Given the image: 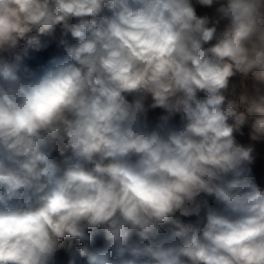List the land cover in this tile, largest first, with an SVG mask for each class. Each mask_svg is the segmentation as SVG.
<instances>
[{
	"label": "clouds",
	"instance_id": "obj_1",
	"mask_svg": "<svg viewBox=\"0 0 264 264\" xmlns=\"http://www.w3.org/2000/svg\"><path fill=\"white\" fill-rule=\"evenodd\" d=\"M214 2L0 0V53L64 51L0 60V264H53L66 237L68 264H264V191L235 136L250 121L264 139V97L226 95L237 73L264 81V0H197ZM177 213L203 227L165 234Z\"/></svg>",
	"mask_w": 264,
	"mask_h": 264
},
{
	"label": "rangeland",
	"instance_id": "obj_2",
	"mask_svg": "<svg viewBox=\"0 0 264 264\" xmlns=\"http://www.w3.org/2000/svg\"><path fill=\"white\" fill-rule=\"evenodd\" d=\"M215 40L206 44L205 47L211 46L214 44ZM203 94L201 93V96ZM228 98L234 99L240 103V111H246L249 104L255 100L259 101L261 97H264V81H258L254 76L249 75L244 77L240 73H237L230 78L229 88L226 93ZM151 103V98L149 97L146 101V104ZM168 115L163 109H150L148 112V119L154 124H160L161 116ZM180 123V115L173 114L169 117V125H178ZM252 127L251 122L249 121L244 126H242L240 132L235 133L237 142L243 147H251L253 149L254 163L251 165L253 174L256 179L258 187L264 191V139L253 140L251 138ZM198 199H206L209 204L213 207H217L215 201L211 196L202 194ZM180 219L181 223L177 224L174 221ZM194 227H203V220L201 217L190 216V217H180L179 213L173 218V221L162 225L165 234H170L175 231L180 232H190ZM89 235L92 237V242L96 247L106 248L107 242L103 239L102 234L99 230H88ZM82 242L73 240L70 237L63 239V247L59 248L54 256L53 264H68L69 260L75 258L79 261V246ZM71 245V247L69 246Z\"/></svg>",
	"mask_w": 264,
	"mask_h": 264
},
{
	"label": "crops",
	"instance_id": "obj_3",
	"mask_svg": "<svg viewBox=\"0 0 264 264\" xmlns=\"http://www.w3.org/2000/svg\"><path fill=\"white\" fill-rule=\"evenodd\" d=\"M192 4L198 16L212 17L216 13V8L219 7L218 2H214L213 5L211 6H202L199 3H197V0H192ZM70 22L76 23L78 22V18H74ZM208 26L211 27V24L209 23ZM222 31H223V24H221V26L218 28L217 34L221 33ZM27 37L39 39L41 41L45 39V37L38 32L28 33ZM66 38L73 43L76 42L75 39L71 37L70 33L68 34ZM20 43H21V47L17 49H13L10 52L0 53V60H4L8 63H15L16 57L19 56L21 57V62L29 64L30 66H35L36 63L46 61L47 59L53 56H63L64 55L63 47L57 46L55 44H53L52 46H50L48 49L44 51L36 52L32 46L27 44L26 39L21 40ZM127 99L131 101L133 97L128 96Z\"/></svg>",
	"mask_w": 264,
	"mask_h": 264
}]
</instances>
